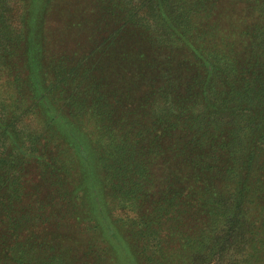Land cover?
I'll use <instances>...</instances> for the list:
<instances>
[{
    "label": "trees",
    "instance_id": "1",
    "mask_svg": "<svg viewBox=\"0 0 264 264\" xmlns=\"http://www.w3.org/2000/svg\"><path fill=\"white\" fill-rule=\"evenodd\" d=\"M5 1L0 0V208L6 211L0 217V263L27 264L25 206L44 204L49 209L72 205L99 213L106 207L111 214L101 218L108 221L109 231L114 229L111 218L122 229L128 223L132 230L125 235L136 245L133 249L144 264H264V20L251 17L249 21V1H245L247 11L237 8L238 22L230 28L220 26V13L207 22L190 16L188 27L176 12L161 13L177 34H172V42L176 41L174 50H183L182 69L168 65L176 54L160 45L149 54L137 46L125 67L102 66L96 61L92 65L96 68L91 69L99 75L94 78L106 67L108 78L103 73L100 80L116 82L111 87V101L106 102L104 92L99 91L94 106L87 110L96 118L89 119L94 123L92 129H81L76 121L70 123L79 140L84 136L88 140L87 147L80 144L78 148L85 165L93 161L94 170L86 167L89 173L94 172L92 182L87 177L77 178L76 173L65 174L66 168L57 163L62 154L58 143L64 136L61 127L53 126L57 144H50L46 163L53 167V174L47 175L44 184L29 189L25 153L31 161L36 159L38 149L47 146L37 143L40 130L57 125L62 116L51 115L41 129L31 130L26 137L21 127L25 117L17 115L21 110L18 104L12 108L1 100L12 90L15 70L20 78L25 71L31 96L56 93L61 87L47 81L55 72L52 61L61 57L53 53L54 46L59 39L68 40L66 29L81 25L85 17L84 10L75 16L74 9L80 5L88 9L90 4L99 28L104 20L122 22L110 37L111 52L116 35L131 31L135 37L138 28L152 18L153 9L165 11V2L30 0V9L22 17L14 15ZM254 4L264 9V0L252 1L251 9L256 8ZM130 10L137 16L130 15ZM188 12L191 15L192 8ZM58 14L67 18L65 25H60ZM22 37L29 42L26 51L12 43ZM245 55L248 60L241 61ZM153 69L158 70L156 78L167 73L173 77L158 83ZM181 70H186L188 77L184 78L183 72L179 78ZM148 80L153 81L150 86ZM32 104L19 105L31 112ZM118 106L125 109L123 121L113 115ZM155 163L165 167L167 175L150 192L145 184L146 170ZM83 165L82 161L79 171L84 170ZM42 187L45 194L38 190ZM71 213L79 222L89 219L88 213ZM89 237L99 258L97 264H117L106 239L101 240L105 246L99 247L95 231ZM125 256L129 257L128 253Z\"/></svg>",
    "mask_w": 264,
    "mask_h": 264
},
{
    "label": "rangeland",
    "instance_id": "2",
    "mask_svg": "<svg viewBox=\"0 0 264 264\" xmlns=\"http://www.w3.org/2000/svg\"><path fill=\"white\" fill-rule=\"evenodd\" d=\"M55 1L58 0H54V2ZM162 1L165 2V11H159L158 13L156 9H153L151 12L152 18H150V21L147 22L146 26L140 27V29L143 28L141 32L138 28L135 37L131 35V31L123 35L122 33L116 35L111 52H109L111 45L110 37L113 32L122 27V22L119 20H104L105 24H102V27L99 28L97 26L99 23L95 20V12L90 4H88V9H86L87 6L83 7V5H80V8L78 7L77 9H74L73 13H75V16H78L81 11L84 10L85 17L82 20L83 23L81 25H74L68 30L66 29L68 32V40L62 42L59 39L54 46L53 53H55V55L59 54L61 57H56L54 61H52V68L55 72L50 74L47 81H52L50 83L51 85H58L62 88H58L56 93L55 91L53 93L47 92L40 98L36 95L31 96L28 91V88L31 86L30 80L28 81L29 84H25V71H21L22 77L20 78L18 75L20 72H18L17 69L15 70L14 73L16 75L14 78L16 79L13 81L12 90L10 93L3 94L1 100H3L2 102L4 103L7 102L10 106L12 105V108H15L14 106H17L18 104L21 110L18 111L17 115L25 117V121L21 127L23 131H25L26 137H28V133H30L31 130L41 129L44 120L47 121L49 117H52L51 115L59 113L62 116V118L58 120L57 125L53 123L48 130H46L45 127L40 130L42 136L37 139V143L39 146L42 144H47V146L45 149H38L36 159L31 161L29 159L30 156L25 153L24 171L25 179L28 180L27 189L36 186L38 183L44 184L47 175L53 174V167L47 166L46 164L51 155V145L53 143L57 144L56 136L52 132L53 126L58 127L59 129L61 127V130H63L62 136H64L63 140L58 143L60 145L59 152L62 154L58 155L57 163L66 168L65 174L70 173L72 176L76 173L77 178L84 179L87 177V181L90 183L92 182L90 177L94 172L89 173L87 168L94 170L93 161H88L85 165V161L81 158V152H79L78 148L80 144H82V147H84L83 145H88V140L86 139V136L81 137L79 140L73 124L70 123L76 121L81 129H87L90 127L92 129L94 123L90 120L92 119L95 121L96 118L94 119L93 116H91L93 113L91 114L87 110L94 106L96 102L95 97L99 95V91L104 92L106 102L108 99L111 101V87L116 82L111 78H109L108 81L105 79L100 80L103 73H105V78H108L107 73L109 72V69L106 67L103 69L104 72L97 79L94 78L99 75V72L97 71L92 73L93 69L96 68V66L92 65L96 61L99 60L98 65L102 66H108L112 63L121 66L123 65L125 67L126 60L131 56L134 49H137V46L143 48L145 54H149L152 52L151 48L160 45L162 48H170L172 52L176 54L175 60L170 61L168 65H171V67L173 66L175 69H182V65H180L179 61L183 54V50L182 48L178 51L174 50L176 44L174 42L176 41L172 42V34H174V36L177 34H175L173 29L166 23L162 14L166 15L167 13H173L174 11L181 17L182 23L188 27L189 21L187 18L190 16L191 18H201L204 22H207L213 15L217 14L218 16L220 13L218 17L220 26L225 24L227 28H230L234 27L238 22V17H236L238 12L237 8H242L244 11L247 8V3L245 2L247 0ZM236 1L238 3L237 7ZM248 1L249 21L251 22V17H260V19L264 20V9L257 4H254L256 7L255 9H251L250 3L252 1L254 3L255 0ZM29 4L30 0L5 1V5L13 9L14 15L22 17L27 15L28 10L30 9ZM190 8H192L191 15H189L188 12ZM138 9L139 8H137L136 11ZM208 10L211 11L209 14ZM136 11L130 10V15L136 13ZM36 12L39 14L38 10H36ZM155 13H157L156 16ZM139 14L141 15V12ZM52 15L57 16V14ZM58 15L60 16V25H65L67 18L63 19L64 14ZM41 20L42 19H40V21ZM25 26L24 20V35ZM98 33L101 35L96 36ZM150 33L151 35H149ZM38 35L39 33L36 36ZM152 36H154V39L150 40V37ZM12 43L15 45L20 44L21 50L26 51L29 42L22 37L21 40L15 38ZM172 43H174V46ZM117 55L118 57L115 58ZM98 56L101 57L97 58ZM246 56L247 55L241 57V61L248 60ZM20 63L17 64L21 65ZM183 72V77H188L189 73L186 70H181V73L178 74L179 78L182 77L181 74ZM152 73L153 77L156 78L158 70L153 69ZM170 77H173V75L167 73L163 75V77L156 78L155 81L160 83V81L162 82L164 80V83H166L165 79H170ZM147 82V85L150 86L153 81L148 80ZM44 83L46 84V80ZM121 85H123L122 80ZM99 86H101V90H99ZM80 100L85 101V104H83V111H85V113H83L84 115L80 111L82 109V103ZM29 102H33L32 108L30 109L31 112L25 111V106L22 109L19 105L20 103L25 105ZM102 102L103 101L101 100L97 103L101 104ZM119 107L120 106L115 108L116 113L113 115L115 117L118 116L119 119L123 121L126 116L125 109ZM22 111L24 112L23 114H21ZM83 117L85 119H83ZM48 140L51 142H48ZM6 142L8 143L7 140ZM70 150L75 153V156L72 152L70 153ZM82 161L84 164V170L79 171V164ZM146 171V187L150 192L155 191L159 187L162 177L164 178L167 175L166 168L162 166L158 167V164L155 163L153 166H149ZM44 189L45 188L42 187L38 190H42L40 193L45 194L46 190ZM98 191L102 193L101 189H98ZM48 195H52V193H49ZM34 206L35 207H30L28 205L25 206V262L27 261V264H97L99 263V258H97L96 253L93 251V242H91L89 237V233H92L93 231H95V235H97L96 244L99 245V247L105 246L101 240L106 239L109 244V250L112 254L111 256L114 257L117 264H144L143 260L139 257L137 249H133L137 248L136 245L132 244L133 241H130L125 235V233L129 235L128 233L132 230V227L129 226L128 223L127 226L122 229L115 224L114 219L111 218L114 229L112 232L109 231L108 221L105 219V222V220L101 218L103 215L111 214V211H106V207L103 206V210L100 214L99 210H80V208H73L72 205H63L61 207L58 205H52L50 209L49 207H46V209L44 204L40 205V207L38 204ZM143 206V204L139 205V209ZM5 212V209L1 207L0 217L5 215ZM71 212H82V214L88 213L89 216L87 215L86 218L88 217L89 219H82L79 222L74 219V214L72 215ZM113 217L115 218L116 216ZM92 224L96 225V228L94 225L92 226ZM132 245L134 246L132 247ZM124 252L128 253L129 257H126ZM86 254L88 255V258H86Z\"/></svg>",
    "mask_w": 264,
    "mask_h": 264
}]
</instances>
